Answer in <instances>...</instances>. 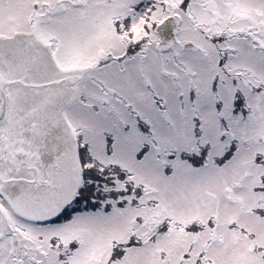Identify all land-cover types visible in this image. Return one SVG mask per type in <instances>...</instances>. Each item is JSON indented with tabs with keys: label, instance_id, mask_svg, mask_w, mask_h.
I'll return each mask as SVG.
<instances>
[{
	"label": "snow or ice",
	"instance_id": "6c2138e0",
	"mask_svg": "<svg viewBox=\"0 0 264 264\" xmlns=\"http://www.w3.org/2000/svg\"><path fill=\"white\" fill-rule=\"evenodd\" d=\"M0 264H264V0H0Z\"/></svg>",
	"mask_w": 264,
	"mask_h": 264
}]
</instances>
